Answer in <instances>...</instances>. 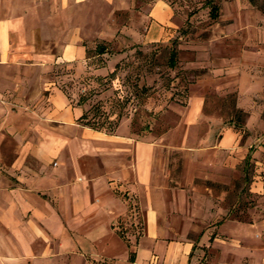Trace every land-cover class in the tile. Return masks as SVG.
Returning <instances> with one entry per match:
<instances>
[{
  "label": "rangeland",
  "instance_id": "374dc122",
  "mask_svg": "<svg viewBox=\"0 0 264 264\" xmlns=\"http://www.w3.org/2000/svg\"><path fill=\"white\" fill-rule=\"evenodd\" d=\"M150 1L91 4L83 30L85 58L53 72L70 105L86 98L80 105L86 120L75 122L88 121L92 132H82L85 126L0 121V197L1 190L29 189L30 175L23 178L18 163L27 156L45 155L48 167L62 169L71 181V161L84 156L89 140L93 155L80 161L81 170L90 161L115 159L129 179L137 144L147 143L157 225L171 240L193 243L192 264H264V0H214L216 18L207 0H165L174 11L168 35L144 43V4ZM171 48L177 51L174 68L168 65ZM193 101L201 114L193 115ZM211 126L216 127L209 140ZM225 128L237 135L229 147L220 146ZM113 176L106 181L128 210L112 228L132 252L144 232L139 199L127 191L120 195L122 183ZM2 215L0 206V264H19ZM27 229L36 231L30 223ZM39 229L48 238L46 228ZM42 238L31 241L26 264L39 258L81 264L69 255L57 261L50 252L54 238Z\"/></svg>",
  "mask_w": 264,
  "mask_h": 264
},
{
  "label": "crops",
  "instance_id": "0c3cea01",
  "mask_svg": "<svg viewBox=\"0 0 264 264\" xmlns=\"http://www.w3.org/2000/svg\"><path fill=\"white\" fill-rule=\"evenodd\" d=\"M98 2L129 0H0L1 126H85L75 122L84 114L82 108L70 105L56 86L58 76L53 72L57 67L85 58L83 30L91 4ZM144 6L147 21L143 42L164 39L173 20V9L165 0H151ZM195 103L198 102L193 101V115L201 114L202 108ZM215 127H210L209 140ZM81 131L92 132L87 126ZM236 139L235 132L225 128L220 146L229 147ZM85 143L84 156L71 161L73 180L67 181L62 169L48 167L45 155H30L18 162L21 176L30 175L26 178L29 189L1 190L3 223L17 243L14 250L18 263L26 264L32 255L31 241L42 237L44 241L54 238L56 247L50 252L57 261L69 255L81 264H90L88 258L96 262L108 259L114 264L194 263L193 243L171 240L157 225L159 205L150 185L153 151L149 145L137 144L136 160L127 179L121 163L115 159L90 161L88 168L81 170L80 161L88 159L85 155L92 156L94 151V142ZM112 175L122 183L124 192H119L120 195H126L127 191V195L139 199L144 232L136 239L132 252L112 228L119 217L127 216L128 210L125 200L106 181ZM37 188L43 189V194L33 191ZM28 223L36 231L26 230ZM39 227L46 228L48 238ZM5 250L11 252L10 247ZM0 252L4 253V248ZM13 253L12 250L10 254L14 256ZM131 254L133 261L129 260ZM31 264L53 263L39 258Z\"/></svg>",
  "mask_w": 264,
  "mask_h": 264
},
{
  "label": "trees",
  "instance_id": "16d2710c",
  "mask_svg": "<svg viewBox=\"0 0 264 264\" xmlns=\"http://www.w3.org/2000/svg\"><path fill=\"white\" fill-rule=\"evenodd\" d=\"M214 0H207L206 1V4L210 7V15L212 18H216L217 17V6L214 4L213 2ZM176 59H177V51L176 49L174 48H171L170 49V52H169V60H168V65L170 68H174L176 66ZM86 101V98L82 97L80 98V100L78 101V104L79 105H82L84 104V102ZM79 120H83L85 121L86 120V113L83 114ZM85 126H89L91 128H94V126H90L89 122H85L84 123ZM249 154L247 155V157L245 158V162H244V167H245V170H246V166L249 164ZM130 261H133L134 260V254H131L130 255V258H129Z\"/></svg>",
  "mask_w": 264,
  "mask_h": 264
}]
</instances>
